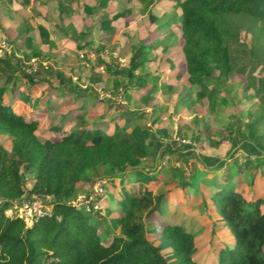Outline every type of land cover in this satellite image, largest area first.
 <instances>
[{"label": "trees", "instance_id": "obj_1", "mask_svg": "<svg viewBox=\"0 0 264 264\" xmlns=\"http://www.w3.org/2000/svg\"><path fill=\"white\" fill-rule=\"evenodd\" d=\"M142 1L143 11L147 12L150 0ZM181 15L182 28L178 34L171 33L164 40L150 44L141 41L128 67L115 69L103 61L114 76V86L118 88L120 75H125L128 78L126 91L138 86L142 92L148 86V78L154 75L151 89L141 94V101L148 105L172 90L171 81L185 82L192 88L189 101L181 109V117L187 124L184 117L194 112L206 119L203 110L206 103L212 113L216 112L219 102L228 104L222 89L233 81L236 71L247 72L252 79L247 90L248 116L234 121L236 127L228 133L245 140V130H249L264 144V73L255 75L257 64L238 68L234 53L247 19L253 21V26L261 27L259 31L263 33L256 36L264 40V0H176L168 21H164L167 15L155 16L149 12V23L163 29ZM153 52H156V61L150 64ZM37 53L34 50V54ZM17 72L15 56L0 58V75L6 77V82L18 78ZM22 75L30 88L36 84L35 73L23 72ZM58 75L62 77L63 73L58 71ZM257 80L263 90L256 86ZM174 101L175 106L181 104ZM99 103L108 104V108H121L110 98ZM128 119V122L126 118L124 122L121 118L114 119L109 126L90 123L86 106H83L70 130L58 126L57 139L42 140L39 122L17 113L5 103L0 90V134L9 136L7 144L0 145V199L5 202L0 208V264H203L201 245L217 264H264L262 199H250L235 189L210 188L219 215L233 233L232 245L227 238L217 235L214 223L206 219L208 213H201L198 221L192 220L189 225L183 221H164L159 240L151 237L149 223L163 220L171 195L179 188L193 187L194 183L182 175L180 182L173 180L166 184V191L156 194L164 177L152 178L159 170L147 169L144 163L157 155L158 143L151 128L132 127L134 120ZM169 123L165 119L161 125L168 127ZM203 123L202 129L195 131V139L199 150L210 154L213 148L209 141L219 140L214 132L222 127L215 122L214 126ZM178 133H183L181 125ZM225 140L224 137L219 143ZM168 153L175 154L178 150L169 146L163 155ZM107 172L110 180L115 183V177H119L120 183L113 194L121 196V211H114L120 216L121 231L113 236L109 229H105L108 234L102 236L98 226L90 222L92 213L70 203L83 179L87 177L93 182ZM158 173L162 175V171ZM28 175L31 177L27 178ZM174 182H179L176 187L171 186ZM192 190L190 193L186 189L185 196L191 195L198 206L204 197L198 189ZM27 194L53 199L52 213L45 214L31 227L22 217L6 214L16 200L21 201ZM188 212L189 215L200 214L190 207ZM195 223L197 232L190 227ZM162 245L168 247L169 255Z\"/></svg>", "mask_w": 264, "mask_h": 264}, {"label": "rangeland", "instance_id": "obj_2", "mask_svg": "<svg viewBox=\"0 0 264 264\" xmlns=\"http://www.w3.org/2000/svg\"><path fill=\"white\" fill-rule=\"evenodd\" d=\"M130 6L135 7V11H126L123 17H127L130 14L134 15V22L131 25L127 21L126 27L122 28L120 32H116L114 34H111V39L109 40H101V42H107L100 44L97 42L98 45H105L104 48L101 47H92V48H84L81 50V52H84L85 57L82 58L80 53H78V49L74 48L71 51L74 52L75 55H73V61L72 62H61L57 64H50L44 63V60H42L40 57H36L34 55V52L32 50H29V53L23 54L21 57L17 58L18 63V74L19 78L21 80H25V77L22 75L25 71V68L28 66V64L31 62V59L33 57L37 58V63L39 65V70L37 73H35L36 80H40L44 83L48 90L58 89V86H56L57 83H60L62 80V77L58 75V72L61 71L57 70L55 66H58L60 68H64L68 75H65L63 78L65 82L71 87L75 86L77 88L78 92L79 90L86 91L89 98H91V104L94 106L97 104L99 106H102V108H98L96 113H93L92 121H99L102 122L100 124H104L105 126L108 123L114 122V119L126 118V122H128V118H132L134 120L132 123V127H141V128H151L153 130L154 127L157 126V124L162 123L163 120L168 119L169 127L167 128L168 136L164 137L163 143H159L160 147L163 148L162 153L160 154L159 148L156 150L157 155L153 157H149L145 163L144 166L151 168V169H157L159 171H162V175H160L157 171L152 178L156 179L163 178L164 177V183L157 188L156 194H159L161 192L166 191V184L176 180L180 182V179L182 178V175L186 180L188 179V182H193V187L188 186L187 188H179L176 192H174L170 197V205L166 208V212H164L163 220L157 219L154 220V222L149 223V231L150 235L154 240H159V232L162 230L165 222L173 221H183L182 223H185L186 225H189L190 222L193 220L196 222L197 217L201 215V213L207 214V218L209 219L210 223H214L215 225V231L219 237H225L228 239V242L230 245L233 244V233L230 231L228 225L226 224L225 220L219 215L217 210V204L216 199L213 198L214 192L211 187H218L221 189H235L238 191L244 192L250 199H255L257 197L262 198V204L264 209V171H262V168L255 167L253 170H248L246 173L249 174V180L247 181V175L241 176L239 170H237L236 165L232 163H228L227 166L223 167L222 165L225 164L227 160L231 157V153L227 152L229 150V147L227 145L222 147V151L224 153H229L224 157L225 159H221L218 161V163L211 167H205L208 165L205 163V160L203 159V155L201 154V151L199 150V144L197 140L195 139L196 130H201L203 127V122L206 121L207 123H210V125L214 126L215 123H218L221 129H216L214 132V136H218L219 138L223 139L224 137L231 141H236L237 139L235 135H231L228 132L230 130H233L236 126L234 124V118L236 116L242 115L245 116L247 111H244L243 106H241V102L244 98L247 97L245 90H250V82L251 78L248 75V73H241V71H236V73L233 76V81L231 83H228L226 89H222L223 96H227V99L229 100L228 104H223L219 102L216 107V112L212 113L209 108V104L206 103L204 106V116L205 120L203 119V116H198L197 114L192 113L191 115H187L184 118L188 120V123H184L183 118L181 117V109L182 105L187 103L189 101V93L192 91V88L185 85V82H178L173 83V88L169 92H165V94L162 96H159L156 100L152 101V109L149 107L150 105H144L145 103L141 101V94L143 92H146L151 89L152 84L155 82V76H150L148 78V86L145 88L142 92H140L138 86L129 87L126 91V84L128 82V78L125 75H120L119 81L120 85L118 88L114 86V76L111 74L108 70L106 65L103 64V61L108 64H111L114 66L115 69H121L126 68L129 66L130 60L133 56L134 49L136 46L141 42L145 41V38H148V41L157 38L156 34L154 33V28L150 29L149 26L144 27V25H147L146 23L149 20V16H140L138 13H140V9L136 7V3L132 1L131 3H128ZM127 5V4H126ZM47 6V5H46ZM48 7V6H47ZM46 7V8H47ZM142 7V6H141ZM14 8V7H13ZM78 8H82V6H78ZM76 8V9H78ZM154 8V7H153ZM153 10V9H152ZM156 12H159L158 9H156ZM78 10H75L74 13H78ZM138 12V13H136ZM38 17V16H37ZM18 18H20L21 21H17L14 19V22L12 23V27L14 28L17 25H22L23 28L27 26V24H33L36 25V22L38 20H34L33 22L27 19L22 20L20 15H18ZM84 21V20H83ZM91 21L90 18H88L89 23ZM24 22V23H23ZM150 22V20L148 21ZM86 22H83V25L87 24ZM146 23V24H145ZM80 26H82L81 23H79ZM119 27H121L119 25ZM259 25L253 26V21L247 19V21L244 22L243 30L241 33V40L237 41V44L234 46V53H235V62L236 66L238 68H243L245 66L249 67L252 64H257L254 73L255 75H259L264 73V40L260 41L257 39L258 34L261 33L263 30H260ZM166 31L161 32L158 34V38L163 37ZM263 33V32H262ZM19 35V34H18ZM257 35V36H256ZM254 36V37H253ZM1 39H5L7 43L9 44L10 53H6L5 56L12 54V41L10 37H5L0 32V41ZM114 43H119V45L125 43L126 49L121 50L118 48H114L112 46ZM16 46V45H15ZM20 46V45H19ZM17 47L16 50L20 52V49H24V46ZM98 50V51H97ZM112 50H115L119 53V55L125 56L122 57L123 61H120L119 59L114 60L113 55H111ZM14 52V51H13ZM104 57V59H103ZM102 58V59H101ZM121 58V59H122ZM43 61V62H42ZM105 68V69H104ZM114 69V70H115ZM105 70V72L103 71ZM50 77L46 78L45 76ZM63 72V71H61ZM137 74L139 71L136 72ZM76 75L78 77L77 80H74L72 76ZM264 77V76H263ZM47 81H44L46 79ZM90 80L93 82H90ZM77 81V82H76ZM161 82H163L161 80ZM80 84V85H79ZM88 84L86 88L82 87L83 85ZM92 84V85H91ZM255 84L257 87H260L261 90L262 86H260V82L257 80L255 81ZM63 84L61 83V86ZM26 86V85H25ZM15 89V88H14ZM28 90L27 86L24 88H18L15 89L14 94H16V97L20 98L23 102H25L27 99L25 97V92ZM130 90V91H129ZM166 90V89H165ZM252 90V89H251ZM4 92V91H3ZM176 95H174V94ZM195 93V90H194ZM173 94V95H172ZM248 94V93H247ZM176 96V97H173ZM112 99L117 102L119 106H121L120 109H110L108 112H106V115H103L101 112L105 108H107L108 104H102L99 102H103L106 99ZM196 98V97H195ZM179 101L181 104H177L175 106V101ZM93 102V103H92ZM154 102V103H153ZM244 103V102H243ZM151 105V106H152ZM156 107V109H155ZM109 109V108H108ZM148 110V111H147ZM108 113V114H107ZM103 115V116H102ZM58 116V115H56ZM62 116V115H61ZM60 116V117H61ZM199 118L198 120L196 118ZM105 118V119H104ZM104 119L103 121H101ZM53 122V121H52ZM155 122V123H154ZM215 122V123H214ZM47 125V124H46ZM182 126L183 133L179 134L178 129L179 126ZM69 126V125H68ZM67 126V127H68ZM217 127V126H215ZM46 128V127H44ZM157 129L155 128L154 131ZM158 131V130H157ZM111 132H113V128H111ZM160 136H162L159 131L157 132ZM60 134H58L59 137ZM245 136L246 138L250 140H258V136H256L255 133H251L249 130H245ZM184 138L186 140L190 141L191 147H186L184 144H180L176 138ZM205 137V136H204ZM9 138V136H8ZM215 140L209 141V143L214 146H218V144L215 142ZM225 140V141H227ZM218 141V140H217ZM239 144V143H238ZM235 146V150H238L239 145ZM166 146H173L178 151L187 154V156H182L181 154H171L168 153L167 155H163V153L166 151ZM158 147V146H156ZM186 147V148H185ZM155 146L153 147V149ZM165 149V150H164ZM234 150V151H235ZM213 149L209 151L210 154L205 155H213ZM241 153V152H240ZM224 154H222L223 156ZM244 155L240 154L238 156V160L240 162V159H243ZM204 161V163L202 162ZM244 160V159H243ZM255 160V159H254ZM253 160V161H254ZM254 163V162H253ZM221 165V168H219ZM255 165L250 164L248 165ZM217 167V168H215ZM247 167V169H248ZM215 168V169H213ZM226 170V171H223ZM222 172V174H221ZM255 172H262L260 176H257L255 179L254 184L252 185V177H254ZM257 174V173H256ZM89 175V174H88ZM31 176H27V178H30ZM111 175L107 172L104 176L102 175L100 179L102 182H104V192L99 201H97V206L92 207V204L90 203L91 196L95 192L94 182L91 183V181H88L87 177L83 179L82 182L79 184V190L77 195L70 200V203L82 207L87 211H90L92 213V218L90 222L96 226H98L99 232L102 236H106L108 232L105 229L110 230V236H113L116 233H120L121 226H119V218L117 212L114 211H121V204H120V193L113 194L115 192V188L120 186L119 183V177H115L116 181L115 183L110 180ZM100 180H96V182H100ZM216 180H218L216 182ZM185 181V180H184ZM178 182V183H179ZM263 182V183H260ZM178 183H172L171 186L176 187ZM96 184V183H95ZM170 184V183H169ZM123 188V187H122ZM193 189H198L199 192L203 195L204 200L198 203L192 199L191 195L185 196L186 189L187 192L193 191ZM36 198V195H29L27 194L21 201L16 200L14 204L6 211V214L8 216H23L22 209L23 207L21 204L23 202H31ZM45 198V197H44ZM46 206L50 209L49 213H52L53 211V199L51 197H46ZM31 200V201H30ZM5 204L4 200L0 199V208L3 207ZM191 208L193 211L198 210L200 214H195V212L189 215L188 208ZM112 211V212H111ZM185 215V216H184ZM206 215V214H205ZM165 221V222H164ZM198 221V220H197ZM198 223V222H197ZM197 223L195 225H191L194 232H197L195 230ZM26 224L28 227L33 226L34 224L32 221L27 222ZM212 225V226H214ZM201 256L200 259L203 262V264H217V261L214 257H210L207 254V250H205L204 245H201ZM162 249L166 253V255H169L170 250L166 245H162ZM264 254V251H263Z\"/></svg>", "mask_w": 264, "mask_h": 264}, {"label": "crops", "instance_id": "obj_3", "mask_svg": "<svg viewBox=\"0 0 264 264\" xmlns=\"http://www.w3.org/2000/svg\"><path fill=\"white\" fill-rule=\"evenodd\" d=\"M132 1H134L136 3V7L140 9V13L136 12L140 16H149V12H152L155 16H162V14H164L167 15L166 18H164V21H168V19H170V16L174 13V1L176 0H150V7L147 12L143 11L144 2L142 0H0V32L5 37L11 38V43L13 45L12 54L16 57H21L26 52L29 53V50H32V52L36 50L38 53L34 55L44 60V63L49 62L50 64L54 65L64 61L68 63L73 61V55H75L74 52L71 51L72 49H78V46H83L82 49L77 50L79 53L86 47H99L98 49H100L101 47L104 48L105 45L96 46L98 44L97 42L100 43V41L103 39H111V34H114L115 31L120 32L122 28L126 27L127 21L132 25L134 22L135 14H130L125 18L123 17L126 11L129 10L134 12L136 10L135 7H132L128 4ZM79 5L82 6V8H78ZM76 8L79 9V12L77 11L78 13H74L75 10H78ZM155 8L158 9L159 12H156ZM18 15H20L22 20H29L30 18L32 22L34 20L38 21L36 22V25L27 24V26L23 28L20 24L13 28L11 25L14 22V19L17 21H21L20 18H18ZM88 18L91 19L89 23H87ZM148 21L146 22L148 24L144 25V27L149 26L150 29L154 28V33L157 35V38H154L150 41H148V38H145V42L147 44L162 41L171 33L178 34L182 28V15L177 17L175 23H173L171 26L165 27L163 29L156 28L155 25H151ZM83 22H86L87 24L83 25ZM79 23H81L82 26H80ZM119 25L121 27H119ZM163 31H166L164 36L158 38V34ZM80 33L83 35H80ZM103 43L107 42H101L100 44ZM15 45L17 47L19 45V47H22L23 45L24 49H20V52H18ZM112 46H114V48L121 49L122 51L126 49L125 43L121 45H119V43H114ZM157 51L160 52V49ZM111 53L114 60H120V58L122 57L125 58V56L119 55V53L115 50H112ZM80 55L82 58L85 57L84 52H81ZM151 58L152 61L150 62V64L156 61V52H153ZM55 68L57 70L63 71L61 82L56 84L59 90H48L44 84L46 82H42L40 80H37L36 84L30 88L26 81V78L24 81L18 79V72V78L12 79V81L9 83L6 82V77L0 75V90L4 91L3 96L5 103L11 105L17 113L23 115L27 120L38 121L39 132L41 134L42 140H45L47 138L57 139L58 126L63 127L65 131L70 130L75 124V116L77 112L83 106H86L87 119L90 123H102L99 121H92V119H94L92 115L93 113H96L98 108H102V104L104 103L99 104L102 105L99 107H97V104L95 106L91 104V98L88 97L89 94H87L86 91L79 90L78 92L75 86L70 87L67 82H65L63 77L65 75H68L66 70H64L63 67L60 68L58 66H55ZM103 71L105 72V70ZM48 74L49 76H45L46 78L50 77L51 72H49ZM72 78H74V80L78 79L76 75L72 76ZM44 81H47V79ZM90 82L92 81L90 80ZM61 83L63 84L62 86ZM171 84H173V81H171ZM25 85L28 88V90H26L25 92V97L27 100L23 102L20 98L16 97L14 91L15 89L26 87ZM87 86L88 84H85L82 87L86 88ZM167 90H169V88ZM245 91L247 97L242 101V103L244 102L245 105H242V103L240 105L245 107L243 109L244 111H247V113L245 116H236L234 118V121H237L238 118L241 117L246 119L248 116V110L250 107L249 94H247V90ZM148 105H150L149 107L152 109V103ZM110 109L111 108L108 109L107 106V108H105L101 113L103 115H106V112H108V110ZM104 119H102L101 121H103ZM121 120V122H124L125 118L123 117V119ZM109 124L110 123H108L106 126H109ZM168 127L159 123L156 127L153 128V130L151 129L153 132V136L158 143L160 154L163 150V148L160 147V144L165 142L164 137L166 136L165 133L167 132ZM155 128L159 131V133L162 134V136L157 133V130L154 131ZM230 139L231 141L227 140L223 141L222 143H219V140H221V138H219L218 141L215 140L218 146H214L213 144L211 145L214 149V152H212L213 155H205L201 152L205 163L208 164L206 166V164L202 160V162L205 164V167L208 168L216 165L219 160L225 159L224 157H226L227 154L231 153V157L229 158V160H227L222 166H227L229 168V166L227 165L228 163L236 165V168L237 170H239L240 175L244 176L243 181H246V175L247 181L249 180V174L246 173L248 170H253L255 167L260 168L261 166L262 171H264V144L262 142L258 140H250L248 138L245 140H238L237 138L235 139L236 141L232 140V138ZM7 141L8 135L0 134V145L7 144ZM237 144L239 145V152L235 150V146ZM225 145L229 147V150L227 151L229 153H224L222 151V147ZM168 147L166 146V148ZM176 154L187 156V154L180 151H178V153H175V155ZM222 154L224 155L222 156ZM240 154L244 155V160L240 159L239 162L237 158ZM249 163L255 165H251L248 167ZM219 168H221V165ZM223 171L226 170L222 169V172ZM155 173H157V171H155ZM261 173L262 172L254 173V177H252L251 179L252 185L254 184L256 177L260 176Z\"/></svg>", "mask_w": 264, "mask_h": 264}, {"label": "built area", "instance_id": "obj_4", "mask_svg": "<svg viewBox=\"0 0 264 264\" xmlns=\"http://www.w3.org/2000/svg\"><path fill=\"white\" fill-rule=\"evenodd\" d=\"M9 44L4 39H1L0 41V58H3L6 53H10ZM120 61H123V59L120 58ZM39 70V65L37 63V58H32L31 62L28 64V66L25 68L26 73L28 74H34L37 73ZM176 140L180 144H190L189 140H186L184 138L177 137ZM100 180V179H96ZM96 180H93L95 192L91 196L90 203L92 204V207L97 206V201H99L103 195L104 192V182L100 180V182H96ZM92 183V182H91ZM96 183V184H95ZM34 199V198H33ZM46 197H38L31 201V202H23L21 206L23 207L22 212L23 216L22 218L25 220V222L32 221L33 224H35L42 216L50 212V209L46 206ZM13 217V216H12ZM15 217V216H14ZM21 217V216H20Z\"/></svg>", "mask_w": 264, "mask_h": 264}]
</instances>
